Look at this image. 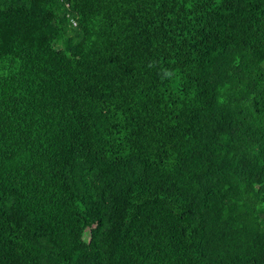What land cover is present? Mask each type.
<instances>
[{"label": "trees", "instance_id": "1", "mask_svg": "<svg viewBox=\"0 0 264 264\" xmlns=\"http://www.w3.org/2000/svg\"><path fill=\"white\" fill-rule=\"evenodd\" d=\"M0 264H264V0H0Z\"/></svg>", "mask_w": 264, "mask_h": 264}, {"label": "built area", "instance_id": "2", "mask_svg": "<svg viewBox=\"0 0 264 264\" xmlns=\"http://www.w3.org/2000/svg\"><path fill=\"white\" fill-rule=\"evenodd\" d=\"M74 25H76V23L74 22Z\"/></svg>", "mask_w": 264, "mask_h": 264}]
</instances>
